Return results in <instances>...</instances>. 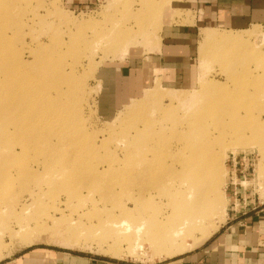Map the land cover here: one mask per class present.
Segmentation results:
<instances>
[{"label":"rangeland","instance_id":"374dc122","mask_svg":"<svg viewBox=\"0 0 264 264\" xmlns=\"http://www.w3.org/2000/svg\"><path fill=\"white\" fill-rule=\"evenodd\" d=\"M170 1L96 0L84 8L66 0H6L0 12V261L35 247L124 264L178 256L158 258L146 242L150 227L136 232L142 221L160 216L167 200L153 194L133 208L142 164L154 168L153 181L142 186L160 179L161 190L186 181L187 172L170 178L175 169L179 175V161L197 156L212 171L204 182L210 183L206 207L182 218L204 222L172 245L184 253L203 233L213 235L227 213L264 203V26L202 30L189 85L152 87L118 109L102 101L103 70L121 51L158 39ZM205 33L236 41L209 42ZM39 112L45 119L32 126ZM242 157L254 159L253 172L248 163L234 164ZM175 216L167 227L176 228ZM48 236L74 239L70 248L34 243ZM111 251L121 257L107 256Z\"/></svg>","mask_w":264,"mask_h":264},{"label":"crops","instance_id":"0c3cea01","mask_svg":"<svg viewBox=\"0 0 264 264\" xmlns=\"http://www.w3.org/2000/svg\"><path fill=\"white\" fill-rule=\"evenodd\" d=\"M66 1L90 8L96 0ZM250 26H264V0H171L160 18L158 39L148 46L136 44L121 51L117 63L103 70L102 92L107 97L102 101L118 109L152 87L189 85L202 30L243 31ZM0 264L124 263L89 253L35 247ZM159 264H264V203L227 213L224 223L203 244Z\"/></svg>","mask_w":264,"mask_h":264},{"label":"bare ground","instance_id":"6f19581e","mask_svg":"<svg viewBox=\"0 0 264 264\" xmlns=\"http://www.w3.org/2000/svg\"><path fill=\"white\" fill-rule=\"evenodd\" d=\"M6 0H0V12L4 10L5 6H6ZM204 38H207V41L209 40V42L211 40H214V39H219V40H223L224 42H227V43H232V42H235L236 39H230V38H224V36H218V35H212L209 34V33H205L203 34ZM234 37V36H233ZM222 43V42H221ZM31 78V77H30ZM27 79H29V77H27ZM32 79V78H31ZM28 80V81H31ZM34 78L32 79L31 82H33ZM30 84V82L28 83ZM33 84V83H32ZM31 84V86H32ZM34 85V84H33ZM37 85V84H35ZM35 88V87H34ZM158 88V87H157ZM70 90H72L71 88H69ZM69 89L67 88V91L63 92V94H67V92L69 91ZM37 89H34V91H36ZM44 91V90H43ZM40 92V93H44V92ZM30 92V91H29ZM33 92V91H32ZM70 92V91H69ZM27 93V92H26ZM37 94V92H36ZM35 94V95H36ZM39 94V93H38ZM155 94V93H153ZM153 94H151L153 96ZM30 95V94H29ZM41 95V94H40ZM40 95H38V97H40ZM150 95V94H149ZM157 95V94H156ZM151 96V97H152ZM42 97V96H41ZM150 97V96H149ZM157 99H158V96H156ZM13 98V97H12ZM24 98L26 99V97L24 96ZM22 98L21 100L23 101ZM31 100L32 97H30ZM45 98V97H44ZM15 100V99H14ZM30 100V99H28ZM42 100V99H40ZM15 102V101H14ZM27 102V101H25ZM209 106V105H208ZM208 108V107H207ZM42 109V108H41ZM40 109V110H41ZM39 110V111H40ZM43 111V110H42ZM40 113V112H39ZM42 113V112H41ZM40 113V114H41ZM44 113V112H43ZM42 113L41 116L38 117V119H34L33 122H31L32 126L33 125H36L39 124L40 125V121H43L45 119V115ZM36 118V117H35ZM60 118V117H59ZM49 120V119H48ZM51 120V119H50ZM67 120V118H66ZM52 121V120H51ZM50 122V121H49ZM46 123H48L46 121ZM49 124V123H48ZM30 125V123H29ZM53 127V126H52ZM35 128V127H34ZM39 130V129H38ZM36 130V131H38ZM35 131V130H34ZM36 133V132H35ZM34 134V133H33ZM52 134V133H51ZM35 135V134H34ZM30 138L32 139V136L29 135ZM51 138V137H50ZM49 139V137H48ZM72 154V153H71ZM76 154V153H75ZM199 158L197 156H195L194 159H190L188 161H186L184 163V161L182 162H177V165H179L178 167L180 168V171H179V175H177L176 173V169L173 171V174L170 173L171 175V179H175L178 177H182V174L184 175V172H187V176H186V181L185 182H181L180 184H175V186H172L170 187L169 189H159L160 188V183L162 182L160 179L158 180V183H148V185L146 183H144V186L146 187H143L142 186V182H145L146 179H149L151 180L150 177H152L154 175V168L153 166L150 164V163H147L144 167H142L141 165V168L135 173H137L136 175V178L139 182H138V196L139 198L136 200H132L134 202V207L133 208H140L139 206H142L143 204V201L145 203V200L144 198L148 197V198H151L153 194H156L154 195L156 198H159V200L161 199H167L165 200V203L162 205V203L158 204L160 205V209H161V212H160V216H156L157 218H153L152 220L146 222L148 224H146L145 222L142 221L141 224H139L137 227H136V232L137 234L138 233H144L142 231H145V228H148L150 227L149 229L151 231H149V235L147 238V243L152 245L153 246V250L155 252V255L158 256V258H162L163 256H176V255H179V254H182L184 253L183 251L185 250L184 248H181V247H173V243L175 241V239L177 240L178 238H182L183 236L186 235V233H188L187 231H190L191 229L193 230V227L194 228H198L199 225H202V223L204 222L203 220L202 221H198L197 219H199L200 217H194L192 220L188 221L187 219H184L182 220V218H184V215L187 214L188 212L190 211H193V210H199V209H203L206 207L207 203H205V201H207L208 199V195H209V191L206 189V186L207 185H204V182H206V179L208 178L209 174H212L211 170H210V167L198 160ZM79 162V161H78ZM172 169V168H171ZM83 170V169H82ZM106 170V169H105ZM92 171V170H91ZM60 172V171H59ZM62 172V171H61ZM60 172V173H61ZM172 172V171H171ZM182 172V173H180ZM70 173V172H69ZM104 173V172H103ZM127 173V172H126ZM126 173L124 172V177L126 176ZM62 174V173H61ZM62 176V175H61ZM64 176V175H63ZM123 177V176H122ZM154 177V176H153ZM165 177V176H164ZM115 178V177H113ZM168 178V177H167ZM126 179V178H125ZM145 179V181H143ZM155 179V178H153ZM98 180V179H97ZM119 180V179H118ZM121 180V179H120ZM166 180V178H165ZM99 181V180H98ZM123 181V180H122ZM121 181V182H122ZM153 181V180H151ZM167 181V180H166ZM120 182V183H121ZM155 182V181H154ZM201 182V183H199ZM123 184L122 185H126V188L128 186V184L124 181L122 182ZM146 184V185H145ZM209 184L208 183V186L209 187ZM6 187V186H5ZM100 187V186H99ZM136 187V186H135ZM103 188V187H102ZM108 189H105L106 190H109L110 187H107ZM131 188V187H130ZM100 190V189H98ZM102 191V190H101ZM155 192V193H154ZM108 194V193H107ZM111 194V193H109ZM152 199V198H151ZM158 200V199H157ZM156 200V201H157ZM132 202V204H133ZM161 202V201H160ZM215 202V201H214ZM159 203V202H158ZM212 204H215V203H212ZM157 205V204H156ZM133 206V205H132ZM219 206V205H218ZM216 204H215V207H218ZM159 209V208H158ZM151 210V209H149ZM145 211V210H144ZM2 212V211H0ZM141 213V212H140ZM144 213V212H143ZM149 213V212H148ZM180 213V214H179ZM152 214V213H151ZM150 215V214H149ZM158 215V213L156 214ZM177 216L178 220L176 219V221H179L175 226H166L167 222H168V219H170L171 217L173 216ZM144 216V214H143ZM146 216V215H145ZM144 216V217H145ZM175 216V217H176ZM148 217V215H147ZM149 218V217H148ZM151 218V216H150ZM149 218V219H150ZM204 219V218H202ZM214 219V218H213ZM212 219V220H213ZM174 220V219H173ZM201 220V219H199ZM215 220V219H214ZM217 220V219H216ZM208 221V220H207ZM175 222V221H174ZM206 222V221H205ZM209 222V221H208ZM188 223V225H187ZM212 222H210L209 224H211ZM145 224H146V227H145ZM205 224V223H204ZM213 224V223H212ZM215 224V223H214ZM121 226H124V222H121L120 224ZM172 225V224H171ZM126 226V225H125ZM206 226V225H205ZM210 226V225H209ZM211 228V227H210ZM127 229V227H126ZM208 229V227H207ZM216 229V228H215ZM206 231V230H204ZM212 232V230H211ZM203 233L202 237L200 238V240L196 241L195 243H193L192 245L190 244L191 248L192 247H196L198 245H201L203 244L209 237H211L212 233ZM214 232V231H213ZM73 237V236H72ZM145 237V236H144ZM35 238V237H34ZM33 238V239H34ZM31 239V238H30ZM29 239V240H30ZM70 239V238H69ZM74 239V238H72ZM71 239V240H72ZM76 239V238H75ZM28 240V239H27ZM28 240V241H29ZM70 240V241H71ZM195 240V239H194ZM69 241V242H70ZM73 241V240H72ZM69 242L67 243V241H65V239L63 240L62 238H52V237H40L38 239H35L34 240V243H44V244H56L58 246H62V247H68L70 248L69 246ZM75 243H77V241H75ZM77 245V244H76ZM81 245V244H79ZM149 245V246H150ZM83 246V245H82ZM75 247V246H74ZM187 247V246H186ZM81 248V247H79ZM190 248V247H189ZM95 250V249H94ZM102 251V250H100ZM108 251V250H107ZM105 250V252H107ZM187 252V251H186ZM122 253V252H121ZM107 256L110 255L111 257L113 258H119L121 257L119 253H115L114 251H111V252H108L106 253ZM124 256V254H123ZM140 258V257H139ZM138 258V259H139Z\"/></svg>","mask_w":264,"mask_h":264},{"label":"built area","instance_id":"2783aa9c","mask_svg":"<svg viewBox=\"0 0 264 264\" xmlns=\"http://www.w3.org/2000/svg\"><path fill=\"white\" fill-rule=\"evenodd\" d=\"M234 164H239V163H242L243 165L245 164V166H247V163L250 165V167H252L251 171L253 172L254 171V159H251V158H246V157H242L240 158L238 161H236V159L234 158L233 160Z\"/></svg>","mask_w":264,"mask_h":264}]
</instances>
